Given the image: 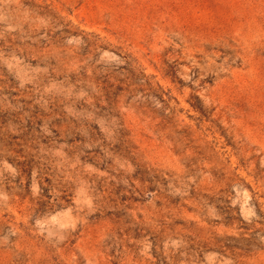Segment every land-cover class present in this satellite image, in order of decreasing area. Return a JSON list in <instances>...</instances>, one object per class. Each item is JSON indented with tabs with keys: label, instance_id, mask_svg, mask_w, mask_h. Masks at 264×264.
Masks as SVG:
<instances>
[{
	"label": "rangeland",
	"instance_id": "obj_1",
	"mask_svg": "<svg viewBox=\"0 0 264 264\" xmlns=\"http://www.w3.org/2000/svg\"><path fill=\"white\" fill-rule=\"evenodd\" d=\"M0 264H264V0H0Z\"/></svg>",
	"mask_w": 264,
	"mask_h": 264
}]
</instances>
